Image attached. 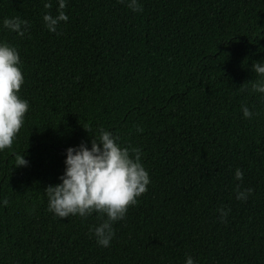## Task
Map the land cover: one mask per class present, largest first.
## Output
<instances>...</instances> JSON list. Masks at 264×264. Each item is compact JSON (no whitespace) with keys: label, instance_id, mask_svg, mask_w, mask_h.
Segmentation results:
<instances>
[{"label":"trees","instance_id":"trees-1","mask_svg":"<svg viewBox=\"0 0 264 264\" xmlns=\"http://www.w3.org/2000/svg\"><path fill=\"white\" fill-rule=\"evenodd\" d=\"M49 2L0 0V24L18 16L30 25L24 37L0 27L20 53L19 95L29 103L11 149L0 151V200L9 201L0 264H264V98L252 88L264 0H139L142 12L67 0L57 33L43 26L45 11L56 14ZM100 127L140 148L150 177L107 248L89 231L105 217L60 219L44 193L60 183L65 150L90 147ZM237 184L253 189L246 201Z\"/></svg>","mask_w":264,"mask_h":264},{"label":"clouds","instance_id":"clouds-1","mask_svg":"<svg viewBox=\"0 0 264 264\" xmlns=\"http://www.w3.org/2000/svg\"><path fill=\"white\" fill-rule=\"evenodd\" d=\"M57 10L53 15L45 11L42 16L43 26L49 33H57L62 22L69 16L64 9L67 0H56ZM133 12H142L139 0H120ZM44 9H51L49 0H44ZM0 27L24 37L30 25L18 16L4 18ZM252 70L258 79L252 83L255 92L264 98V60L254 62ZM20 53L14 45L0 40V151L11 149L14 139L25 122L29 103L21 99L19 92L24 84ZM243 118L250 119L254 113L248 106L242 105ZM137 132L143 129L137 127ZM90 132L91 129L86 130ZM88 144L81 142L65 150L64 170L58 177L60 183L49 185L44 190L48 200V211L60 219L69 216L87 218L92 213L101 214V222L90 227V234L98 246H110L115 232L113 224L123 220L128 208L138 203V198L147 191L150 184L148 171L141 163L140 148L122 146L117 136L100 127L91 136ZM28 161L24 154L15 155L16 167L26 166ZM234 179L241 181L243 172L235 169ZM235 198L246 201L253 189H241L237 184L233 189ZM7 198L0 200L6 206ZM218 219L226 222L230 209H217ZM184 264H196L191 256H186Z\"/></svg>","mask_w":264,"mask_h":264}]
</instances>
